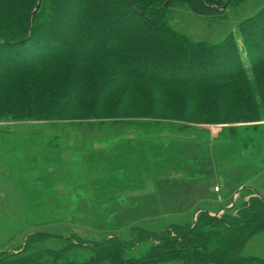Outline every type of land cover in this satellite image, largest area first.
I'll list each match as a JSON object with an SVG mask.
<instances>
[{
    "label": "trees",
    "instance_id": "obj_1",
    "mask_svg": "<svg viewBox=\"0 0 264 264\" xmlns=\"http://www.w3.org/2000/svg\"><path fill=\"white\" fill-rule=\"evenodd\" d=\"M234 2L0 0V94L6 92L0 104L18 99L8 94L10 88L5 89L13 81L34 87L37 77L44 79L38 72L43 67L69 65L65 74L50 80L51 95L38 104H43L45 117L52 108H59L58 117L73 107L94 112L97 93L104 91L111 101L115 88L128 76L154 83L163 96L141 86H134L132 91L127 86L123 93L126 100L117 99L114 106H126L131 98L145 117L158 119L157 111L165 107L173 120L182 122L190 113L198 118L207 116L210 121L222 120L228 115L220 113L223 106L230 112L233 109L234 120L256 123L264 114V10L243 21L238 35L231 34L215 46L192 41L169 23L168 13L175 6L217 17ZM37 5L40 8L35 11ZM43 6L47 14L39 19ZM65 25L72 28L64 32L60 28ZM240 44L245 46L242 50ZM97 57L111 60L115 72L109 77L101 70L89 74L85 66ZM187 60H195L193 66H186ZM97 75L103 78L101 83ZM251 78L254 83L244 89L213 86ZM111 79L118 82L113 85ZM85 84L98 91L93 98ZM46 87L44 84L43 89ZM174 88L190 92L180 96ZM259 106H263L262 111ZM16 108L18 104L6 108L1 117L28 111ZM114 112L118 111L114 108ZM242 194L249 198L240 204L236 200L220 215L200 210L191 222L164 227L135 225L126 229V236L115 229L93 241L76 234L63 237L34 230L17 247L0 251V264H264V258L244 254L248 243L264 236V199L252 188H244L239 196ZM54 240L60 242L57 248L50 245Z\"/></svg>",
    "mask_w": 264,
    "mask_h": 264
},
{
    "label": "rangeland",
    "instance_id": "obj_2",
    "mask_svg": "<svg viewBox=\"0 0 264 264\" xmlns=\"http://www.w3.org/2000/svg\"><path fill=\"white\" fill-rule=\"evenodd\" d=\"M234 1L217 17L195 14L185 6L172 7L168 13L169 23L192 41L219 45L229 35H238L243 21L264 10V0ZM27 8L28 5L23 12ZM39 13V19L45 18L47 7L43 6ZM71 28L65 25L60 29L68 32ZM244 47L240 44L241 50ZM193 62L187 60L185 65L193 66ZM68 67H43L38 72L44 79L40 81L37 77L38 84L34 87H23L15 83L17 81L5 87L11 89L8 94L13 95L12 98L19 97L13 99V103L0 104V251L17 247L34 230L63 237L76 234L97 241L107 234L99 230L107 228H121L120 235L126 236L130 226L164 227L171 222L186 221L180 215L193 209L197 199L216 202L221 196L222 204L213 205L216 213L218 209L232 207L233 194L241 188H250L244 183L264 172V143L255 138L261 136L264 114L256 123L240 122L234 120L233 109L230 112L222 106L220 113L228 114L222 120L210 121L207 116L198 118L196 113H190L182 122L173 120L170 109L167 113L164 107L157 111L158 119L145 117L146 113L135 107L131 98L127 99L126 106H114L113 102L126 100L123 93L127 86L131 91L134 86H141L155 96H163V92L154 83L135 81L128 76L115 88L111 101L104 91L97 93L99 99L94 112L90 108L73 107L58 117L59 108H52L50 116H43L45 108L38 104L51 95L50 80L65 74ZM85 68L91 75L101 70L109 77V73L115 72L113 62L105 57H97ZM97 81L101 83L103 78L97 75ZM114 82H118L117 79H111V84ZM252 83L251 78L213 86L229 88L233 85L244 89ZM85 85L93 98L98 91ZM174 90L180 96L190 92L186 88ZM5 95L3 92L0 98ZM13 104H18L16 111H28L16 117H1L2 111ZM259 107L262 111L263 106ZM114 108L118 112H114ZM33 113L35 115L26 116ZM190 140L202 142H186ZM159 155L171 156L180 169L190 173L185 179L170 181L171 198L168 200L163 199L162 194L149 193L151 180L155 184L159 179L156 175L152 177L149 166L162 157ZM133 169L142 170L143 190L147 185L142 197L134 200L132 192L123 196L128 188H133ZM176 174L174 172V177ZM92 184L97 189L94 190ZM257 185L264 190V177ZM214 187L221 193L217 195ZM111 190L120 193V209L101 210L100 202H93L91 195L97 191L109 198ZM243 198L242 194L236 200L240 204ZM49 242L56 248L57 243L60 244L57 240ZM244 254L264 258V236H257L248 243Z\"/></svg>",
    "mask_w": 264,
    "mask_h": 264
},
{
    "label": "crops",
    "instance_id": "obj_3",
    "mask_svg": "<svg viewBox=\"0 0 264 264\" xmlns=\"http://www.w3.org/2000/svg\"><path fill=\"white\" fill-rule=\"evenodd\" d=\"M255 138L259 141H262V143H264V128H262L261 136H257ZM248 141H250V140H248ZM186 142H193V143H197V144L200 143L201 144L202 141L199 142V141L190 140V141H186ZM159 156H162V157H159V159L154 161L155 163L151 162L150 166H149L150 171H152V173H151L152 177L155 178V175H156V177L159 176V179H156L155 184H154V180H151L150 186H149V193H151V194L156 193L157 196L159 194H162L163 199L168 200L171 198V197H169L170 195L168 194L169 193V187H170V181L175 179V178L185 179L188 177V175L190 173L188 171H186V169L185 170L180 169L179 165H178L179 163L175 162L171 156L170 157L166 156V155H159ZM141 171L142 170H138L136 172L135 169L132 170L133 179L131 181L132 183L131 182L130 183L133 184V188H128L129 191H127L126 193L124 192L123 196H125V194L128 195V194H130V192H132L133 195H131V197L133 198V200H134V198L140 199L142 197V192L147 190V185L145 184V187L143 190L142 184H143L144 180H143V173H141ZM174 172L177 173L176 177H174ZM263 177H264V172L255 175L254 177L251 178L250 181H247L244 184H248V186H251L250 188L255 190L256 194H260V196L264 199V190L259 188L257 185V183H259ZM147 182L148 181L145 180V183H147ZM92 185L95 186V184H92ZM114 185H115V183L112 185H109L108 188H111V186H114ZM102 186H104V185H102ZM93 188H94V190L97 189L96 186ZM215 188L216 187H214V191H215ZM244 188H247V187H244ZM112 191L113 190L108 192L109 198H104V197H102L101 193L94 191V193H92V195H91L92 201L93 202H95V201L100 202L101 208L100 207L99 208L101 210L102 209L105 210V209L110 208V209H114V210L118 211L120 209V202H121L122 198H120V193L112 192ZM215 193L218 195L221 193V190H220V192H218V193L215 192ZM235 194L236 193L233 194L232 201L234 199ZM114 197L116 198L115 200H114ZM218 197H217V199H218ZM248 198H249L248 196L245 197V200H247ZM217 199H216V202H210V201H204V200L202 201V199H197V202H195V204L193 205V209H191L187 213H182L183 215H180L181 217H183L181 219H184V220L186 219V221L181 220L178 222H187V221L191 222V221H193L195 219L197 213L200 210L208 211L212 215L217 214L219 212H223L224 208H222L221 210H219L217 208L218 210H216V213H214L215 210L214 211L212 210L214 208L213 205L222 204L221 202H218ZM158 201H159V204H161V199H158ZM166 204H168V202H166ZM191 211H192V213L189 216V212H191ZM140 222H141V219L136 223L139 224ZM171 223H173V222H171ZM115 229L121 230V228H107V229H103V230H99V231H103V232L108 233V232L113 231Z\"/></svg>",
    "mask_w": 264,
    "mask_h": 264
},
{
    "label": "water",
    "instance_id": "obj_4",
    "mask_svg": "<svg viewBox=\"0 0 264 264\" xmlns=\"http://www.w3.org/2000/svg\"><path fill=\"white\" fill-rule=\"evenodd\" d=\"M39 4H40V2H39ZM39 6H40V5H37L35 11L39 8ZM243 189H244V188H241L238 192H236V194H235V196H234V199H233V202H235L237 196L240 194L241 190H243Z\"/></svg>",
    "mask_w": 264,
    "mask_h": 264
},
{
    "label": "built area",
    "instance_id": "obj_5",
    "mask_svg": "<svg viewBox=\"0 0 264 264\" xmlns=\"http://www.w3.org/2000/svg\"><path fill=\"white\" fill-rule=\"evenodd\" d=\"M214 192H220V189L218 187L215 188V191ZM218 202H222L223 201V198L221 196L218 197ZM222 212H220L219 214H221Z\"/></svg>",
    "mask_w": 264,
    "mask_h": 264
}]
</instances>
